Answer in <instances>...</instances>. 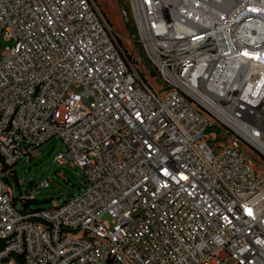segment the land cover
I'll return each instance as SVG.
<instances>
[{"label":"built area","instance_id":"built-area-1","mask_svg":"<svg viewBox=\"0 0 264 264\" xmlns=\"http://www.w3.org/2000/svg\"><path fill=\"white\" fill-rule=\"evenodd\" d=\"M128 3L142 55L96 0H0V264H264V0ZM53 137L85 187L23 211L4 176Z\"/></svg>","mask_w":264,"mask_h":264},{"label":"rangeland","instance_id":"rangeland-1","mask_svg":"<svg viewBox=\"0 0 264 264\" xmlns=\"http://www.w3.org/2000/svg\"><path fill=\"white\" fill-rule=\"evenodd\" d=\"M101 10L104 12L109 23L118 34V38L127 51L136 52L142 55L139 49L137 34L134 32L135 23L129 8L128 0H96ZM12 44V41H2L1 47ZM140 73L154 88L160 87L162 81L155 70L149 71L147 61L140 66ZM211 136H217L218 144L227 145L236 142V137L230 130L220 124L211 129ZM239 147L249 155H261L260 152L248 144L238 142ZM65 149V146L58 137H53L38 146L32 155H25L21 158L4 179L9 184H13L14 196L18 198L21 194L26 198H36L39 200L34 206L47 209L56 204H63L71 195H76L85 187L87 176L83 168L72 164H61L54 160L58 152ZM255 157V161H256ZM262 164V163H261ZM48 180L49 187H41L40 183ZM47 201H44V200ZM53 199V200H52ZM18 208L22 206L17 200ZM104 219L110 220L109 215ZM235 259L229 255L223 264H234Z\"/></svg>","mask_w":264,"mask_h":264},{"label":"trees","instance_id":"trees-1","mask_svg":"<svg viewBox=\"0 0 264 264\" xmlns=\"http://www.w3.org/2000/svg\"><path fill=\"white\" fill-rule=\"evenodd\" d=\"M134 32L137 34L136 28L133 29ZM1 160V155H0ZM20 200L22 204V210L23 211H31V210H40L42 208L34 206L35 203H38L39 200L36 198H26L24 195H20L18 198L14 196V204H16V201ZM53 200V199H52ZM44 201H47L46 199Z\"/></svg>","mask_w":264,"mask_h":264},{"label":"water","instance_id":"water-1","mask_svg":"<svg viewBox=\"0 0 264 264\" xmlns=\"http://www.w3.org/2000/svg\"><path fill=\"white\" fill-rule=\"evenodd\" d=\"M138 38V37H137Z\"/></svg>","mask_w":264,"mask_h":264}]
</instances>
